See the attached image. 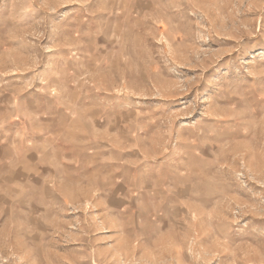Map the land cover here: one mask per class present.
I'll list each match as a JSON object with an SVG mask.
<instances>
[{"label": "rangeland", "instance_id": "1", "mask_svg": "<svg viewBox=\"0 0 264 264\" xmlns=\"http://www.w3.org/2000/svg\"><path fill=\"white\" fill-rule=\"evenodd\" d=\"M33 95L97 170L54 197L8 180ZM0 162V264H264V0H0Z\"/></svg>", "mask_w": 264, "mask_h": 264}, {"label": "crops", "instance_id": "2", "mask_svg": "<svg viewBox=\"0 0 264 264\" xmlns=\"http://www.w3.org/2000/svg\"><path fill=\"white\" fill-rule=\"evenodd\" d=\"M28 99L30 100L26 102L24 108L21 107L14 115L15 168L13 173L9 174L14 178L8 180L16 181L19 178L23 180L26 177L38 176L39 182L49 185L46 191L54 197L50 184L68 181L72 174L82 172L78 156L71 152L80 131L76 123H72V128L70 122L65 125L63 116H71V113L67 115L61 110L54 114L45 112L41 109L38 95ZM80 175L85 179H91L92 176H97V170L86 174L83 169V174ZM124 190V186L117 185L111 194L106 196L105 203L113 212L123 207ZM99 198L100 205H103L102 195ZM94 199H97L96 194Z\"/></svg>", "mask_w": 264, "mask_h": 264}]
</instances>
